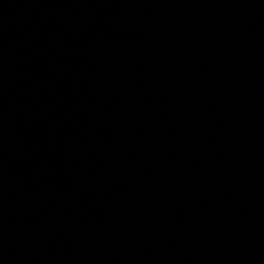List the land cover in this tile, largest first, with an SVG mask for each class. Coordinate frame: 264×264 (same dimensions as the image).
Instances as JSON below:
<instances>
[{"label": "water", "instance_id": "95a60500", "mask_svg": "<svg viewBox=\"0 0 264 264\" xmlns=\"http://www.w3.org/2000/svg\"><path fill=\"white\" fill-rule=\"evenodd\" d=\"M0 264H264V0H0Z\"/></svg>", "mask_w": 264, "mask_h": 264}]
</instances>
